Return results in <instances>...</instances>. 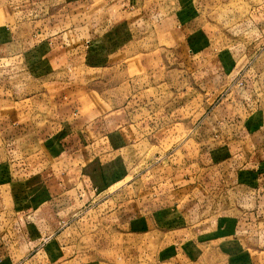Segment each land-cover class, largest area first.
Masks as SVG:
<instances>
[{"label":"rangeland","instance_id":"rangeland-1","mask_svg":"<svg viewBox=\"0 0 264 264\" xmlns=\"http://www.w3.org/2000/svg\"><path fill=\"white\" fill-rule=\"evenodd\" d=\"M81 2L91 5L77 12ZM94 3L0 0V23L14 12L21 19H63L69 22V56L76 46L71 42L77 39L90 41V46L98 49L95 53H101L96 60L87 56L69 62L62 72L52 75L53 83L62 81L73 99L78 96L88 102L80 108L82 114H88L96 105L98 116L106 123L100 128L101 135L116 133L108 137L115 145L112 154L103 161L100 156L93 161L85 158V167L92 166L90 174L84 169L79 179L76 176L68 181L69 187H75V181L79 183L70 195L74 203L64 211L53 206L58 219L65 217L59 225L62 234L54 244L68 246L65 254L77 256L75 262L93 258L92 264H161L163 256L168 255L173 261L189 264V249L187 253L180 249L172 257L168 250L176 246L175 237L187 238L190 232L205 234L198 248L205 252V264L224 258L222 246L228 252L244 249L243 241L229 242V236L220 238L214 231L220 228L229 232L237 225L264 230L263 211L258 218L261 220L236 222L237 217L260 210L264 176L258 184H262L261 189H254L242 185L240 175L232 171L242 158H234L232 163L214 160L207 152L204 127L208 125L204 116L214 112L213 106L238 87L248 90L246 101L257 104L264 118V0ZM76 19L79 26L73 28ZM218 75L220 80L216 81ZM253 104H245L244 113L254 112ZM100 166L105 168V184ZM95 178L100 190L92 184ZM218 184L224 185L217 188ZM140 188L149 189L150 202L162 201L159 206H167L163 211L168 221L123 220V215L139 213L140 206L133 198ZM30 207L24 189L1 187L0 234L8 233L20 214L28 216ZM174 215L181 219L173 222ZM225 216L230 217L228 221H223ZM167 229L171 231L164 232ZM249 241L253 245V240ZM21 255V264H35L45 257L43 252L32 258L24 252Z\"/></svg>","mask_w":264,"mask_h":264},{"label":"crops","instance_id":"crops-1","mask_svg":"<svg viewBox=\"0 0 264 264\" xmlns=\"http://www.w3.org/2000/svg\"><path fill=\"white\" fill-rule=\"evenodd\" d=\"M81 4L77 6V12L91 5ZM7 18L0 23V188L8 186L11 190L24 189L25 198L31 207L27 211L30 212L28 216L20 214L14 218L12 229L0 234V264H21V252L30 258L45 253L44 260L35 264H92L93 258L75 262L77 256L65 254L64 249L68 246L54 244L53 241L62 234L58 232L59 225H62L65 217L59 216L58 219L59 213L54 212L53 206H57L58 211H64L74 203L70 195L73 190L76 192L79 183L75 181L76 186L71 184L72 187H69L68 181L74 180L76 176L79 179V174H90L88 170L92 166L85 167V158H88L87 161H93L97 156H100V161L104 157L108 158L115 147L108 137L116 133L101 135L100 128L106 123L103 117L98 116L96 105L88 114H82L80 108H84L88 102L78 96L73 99L62 81L53 83L52 75L55 71L62 72L69 62L82 61L87 56L96 60L101 53H95L98 49L90 46V41L77 39L76 43L71 42L76 46L69 56V22L66 20L44 22V19L37 18L21 19L15 12ZM72 26H79L77 19ZM92 53L95 55L91 57ZM219 77L216 76L215 80L219 81ZM247 92V89L237 87L213 106L214 112L204 116L208 125L204 127V138L208 141L207 152L214 160H231L229 163H232L234 158H242L238 162L241 164L232 168V171L240 175L238 180L241 184L261 189L262 184H258L264 176V157L261 156L264 152V118L257 110V104L246 101ZM245 104H253L255 111L250 115L244 113L247 109ZM209 105L210 102L207 107ZM233 109L243 113V116ZM102 139L103 144L107 143L105 147L100 143ZM251 161L253 165H250ZM84 169L87 170L83 173ZM103 170L104 166H100V178L105 184ZM94 172L97 173V170ZM92 184L101 189L96 178ZM219 185L217 188L224 184ZM13 195L20 197L15 192ZM148 196L149 189L140 188L138 196L133 198L136 200L135 205L140 206L139 213L123 215V220L140 223L145 220L168 221L163 211L167 206H159L162 201L150 202ZM153 206L156 208H150ZM259 207L260 210L256 212L237 217L236 222L246 218L261 220L258 218L264 212V199L260 201ZM229 218L225 216L222 219L228 221ZM172 219L174 222L181 218L174 215ZM241 226L237 225L229 232H222L220 228L214 231L220 238L229 236L226 239L229 242L245 243L244 249L229 252L222 246L224 249L221 251L225 256L214 264H264V244L261 243L264 241V230L260 227L249 230ZM186 229L182 228L184 231ZM170 231L167 229L164 232ZM195 235L190 232L187 238L186 235L175 237L173 242H176V246L172 245L168 250L170 257L176 252L179 254L180 249H185L186 253V249H189V264H202L199 260L205 264V252L198 250L202 246L199 240L205 234L196 232ZM249 240H253V245H250ZM168 258L169 255L163 256L160 263L185 264L184 260L173 261Z\"/></svg>","mask_w":264,"mask_h":264}]
</instances>
